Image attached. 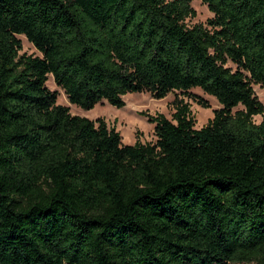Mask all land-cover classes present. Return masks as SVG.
I'll return each mask as SVG.
<instances>
[{
    "label": "trees",
    "instance_id": "obj_1",
    "mask_svg": "<svg viewBox=\"0 0 264 264\" xmlns=\"http://www.w3.org/2000/svg\"><path fill=\"white\" fill-rule=\"evenodd\" d=\"M0 0V264H264V0ZM24 38L39 56L19 54ZM183 100L123 145L102 119Z\"/></svg>",
    "mask_w": 264,
    "mask_h": 264
},
{
    "label": "rangeland",
    "instance_id": "obj_2",
    "mask_svg": "<svg viewBox=\"0 0 264 264\" xmlns=\"http://www.w3.org/2000/svg\"><path fill=\"white\" fill-rule=\"evenodd\" d=\"M189 5L194 15L192 18H186L184 20L185 26L190 27L195 24H204L205 20L211 17V14L208 13L205 6L200 4L198 0L191 1ZM19 39L21 45L19 54L39 56L24 38L19 37ZM45 86L49 91L56 92V104L67 107L71 115L84 117L89 120L102 119L108 127H112L119 134L123 145H132L135 140L141 144L153 142V124L148 122L147 117L141 116V113L151 117L161 115L169 119L173 113L174 107L172 101L174 99L183 100L188 105L193 118L194 129L205 125L212 117V111L219 108L212 97L201 93L198 89H192L190 93L204 100L207 103V109L200 108L194 102L179 95L178 92H174L167 94L160 100H153L145 93L126 94L122 98L124 105L120 109L113 108L106 103H100L88 111H83L68 105L61 91L53 85L49 76H47ZM251 87L257 100L264 105V88L258 85H252ZM261 118H264V113L262 116H254L252 121L257 124Z\"/></svg>",
    "mask_w": 264,
    "mask_h": 264
}]
</instances>
